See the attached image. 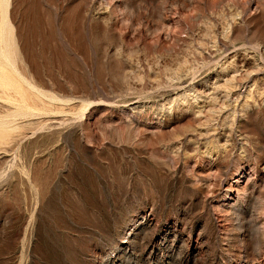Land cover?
I'll return each instance as SVG.
<instances>
[{"label":"rangeland","instance_id":"rangeland-1","mask_svg":"<svg viewBox=\"0 0 264 264\" xmlns=\"http://www.w3.org/2000/svg\"><path fill=\"white\" fill-rule=\"evenodd\" d=\"M251 1L0 0V264H264Z\"/></svg>","mask_w":264,"mask_h":264},{"label":"bare ground","instance_id":"bare-ground-1","mask_svg":"<svg viewBox=\"0 0 264 264\" xmlns=\"http://www.w3.org/2000/svg\"><path fill=\"white\" fill-rule=\"evenodd\" d=\"M252 3V1L251 0H249V2H248V4H251ZM250 6V5H249ZM246 18V17H245ZM259 263V262H258ZM261 263V262H260ZM263 264V263H262Z\"/></svg>","mask_w":264,"mask_h":264}]
</instances>
